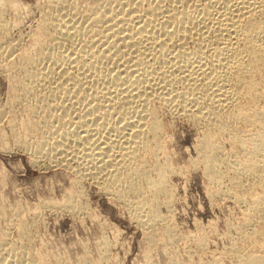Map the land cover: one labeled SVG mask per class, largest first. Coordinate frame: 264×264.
<instances>
[{
  "label": "bare ground",
  "instance_id": "obj_1",
  "mask_svg": "<svg viewBox=\"0 0 264 264\" xmlns=\"http://www.w3.org/2000/svg\"><path fill=\"white\" fill-rule=\"evenodd\" d=\"M57 6L50 22L45 15L40 19L38 56L20 53L18 40L8 36L11 26L0 14V70L29 64L36 69V79L54 83L49 93L54 104L43 110L41 139L30 145L15 139L31 159L73 167L77 189L80 180L88 178L111 193L129 207L152 242L154 226L165 220L159 207L169 210L172 203L170 164L159 163L155 156L163 149V126L153 107L157 105L200 127L197 162L217 185L225 176L218 168L223 159L218 136L227 134L226 153L233 157L227 160L231 186L213 194L233 196L243 204L248 192L246 221H260L262 140L258 131L247 134L231 124L251 126L264 114L263 105H257L264 81V0H93L87 12L62 1ZM22 88L14 96L19 103L30 86ZM3 113L0 110V119ZM130 195L138 197L136 204ZM50 205L72 212L87 209L80 189ZM30 231L28 225H19L18 236L27 244L20 256L7 249L9 259L1 249L5 237L0 234V264L37 261ZM196 242L202 245L203 236ZM102 245L106 249V243ZM255 248H260L258 242L247 256H236L235 263L264 264V255ZM40 257L36 264H45Z\"/></svg>",
  "mask_w": 264,
  "mask_h": 264
},
{
  "label": "rangeland",
  "instance_id": "obj_2",
  "mask_svg": "<svg viewBox=\"0 0 264 264\" xmlns=\"http://www.w3.org/2000/svg\"><path fill=\"white\" fill-rule=\"evenodd\" d=\"M61 1L84 12L93 6V0H0L1 17L11 26L8 36L18 40L20 53L39 55L35 36L40 19L46 16L50 22ZM44 62L53 67L49 60ZM34 70L29 64L0 70V110L7 113L0 119V234L5 237L1 249H5L6 258L13 252V256H20V249L27 244L18 236L21 223L31 229L29 244L38 255L37 263L40 255L45 264H234L236 256L250 254L256 242L260 248L255 250L264 255V209L260 221L248 223V192L243 204L233 196L213 194L217 188L227 191L231 186L229 161L233 157L226 153L230 148L227 134L218 136L224 151L219 155L223 159L219 157L222 161L219 160L218 168L225 176L217 185L209 182L203 164L197 162L195 147L202 134L200 127L195 128L188 119L172 116L157 105L153 107L158 109L163 126L159 136L163 149L155 156L159 163L170 164L167 175L172 203L169 210L159 207L165 220L154 226L152 242L132 218L129 207L88 178L79 183L86 211L72 212L50 205L62 203L71 193H79V189L74 186L73 167L52 166L44 158L34 162L15 141L16 137L27 145L39 141L43 110L54 104L49 95L54 83L36 79L32 75ZM23 84L30 88L19 103L14 96L22 93ZM260 85L257 105L264 107V81ZM231 126L247 134L258 131L264 151V114L254 125L232 122ZM129 200L136 204L138 197L130 195ZM201 235L203 242L198 245L196 237Z\"/></svg>",
  "mask_w": 264,
  "mask_h": 264
}]
</instances>
